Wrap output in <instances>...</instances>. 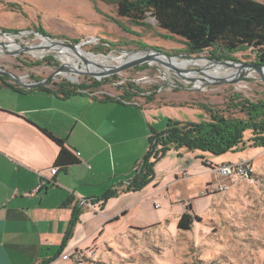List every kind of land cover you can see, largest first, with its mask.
I'll return each instance as SVG.
<instances>
[{
	"label": "rangeland",
	"instance_id": "obj_1",
	"mask_svg": "<svg viewBox=\"0 0 264 264\" xmlns=\"http://www.w3.org/2000/svg\"><path fill=\"white\" fill-rule=\"evenodd\" d=\"M256 1L264 4V0ZM39 29L56 40L82 44L83 51L98 58L116 59L101 60L110 62L111 66H118L117 58L123 52L144 49L161 50L175 59H202L208 65L214 63L212 60L258 64L251 50L227 56L212 48L191 55L183 39L159 28L153 18L141 25L120 18L111 0H0V31L25 34L13 36L20 45L15 50L43 45L42 37L36 34ZM3 39L0 43L8 45L7 38ZM88 41L91 42L88 44ZM43 51L42 56H33L30 52L13 56L1 50L0 68L30 82L56 73L66 61L62 56L76 61L80 66L78 70L83 69V63L76 57L53 50ZM186 67L188 70L199 68ZM229 74L221 71L217 78ZM253 75L242 77L236 84L204 86L202 82V87L198 88V81L178 76L153 62L104 77L110 82H106L101 91L120 96L128 84L142 92L172 84L174 89L151 97L156 101L148 100L150 106L146 113L151 118L152 130L161 133L169 122L197 125L208 122L209 114L199 105L225 117L245 119L230 106V98L239 95L253 102L264 99V83L257 72ZM80 77L77 84H90L94 79ZM198 77L199 81L204 78ZM62 81L69 82L65 76H58L52 80V85ZM201 156L205 157L207 166ZM237 162L251 164V180L217 176L219 166ZM153 172L154 181L141 195L146 198L143 203L129 207L120 200L128 213L103 235L112 243L82 250H93L96 254L87 259V264H264V149H246L220 157L170 151L156 162ZM219 187L225 190L220 191ZM188 205H191L190 211ZM185 213L195 218L188 231L178 229V221Z\"/></svg>",
	"mask_w": 264,
	"mask_h": 264
},
{
	"label": "crops",
	"instance_id": "obj_2",
	"mask_svg": "<svg viewBox=\"0 0 264 264\" xmlns=\"http://www.w3.org/2000/svg\"><path fill=\"white\" fill-rule=\"evenodd\" d=\"M104 93L63 97L0 80V264H74L60 256L112 243L103 235L128 213L120 200H146L143 189L97 202L133 179L153 132L146 111L154 98L123 104ZM42 130L78 163L52 175L59 148ZM74 207L81 214L66 240Z\"/></svg>",
	"mask_w": 264,
	"mask_h": 264
},
{
	"label": "trees",
	"instance_id": "obj_3",
	"mask_svg": "<svg viewBox=\"0 0 264 264\" xmlns=\"http://www.w3.org/2000/svg\"><path fill=\"white\" fill-rule=\"evenodd\" d=\"M111 1L115 2L120 18L128 19L139 25L148 18H153L159 28L171 36L183 39L191 55L201 54L212 48L227 56L251 50L256 55V63L264 66V4L261 2L256 0ZM37 32L50 36L40 29ZM0 80L8 81L7 78L1 76ZM39 81L42 80H35V82ZM106 82L110 80L93 79L90 84L80 85L67 81L52 85L51 81L41 89L68 97L83 92L91 93L100 89ZM123 89L118 101L133 102L140 98L141 91L136 86L128 84ZM230 106L241 112L245 119L225 117L216 110L199 105L209 114L208 122L200 125L169 122L165 131L161 133L153 131L149 150L144 155L133 179L123 189L109 191L97 202L105 204L109 199L120 194L142 191L154 181L153 169L156 162L170 151L199 152L202 155L220 157L246 149H264V99L253 102L236 95L230 98ZM42 132L59 148L54 169L58 171L60 168L66 169L78 163L61 140L47 131L42 130ZM200 159L207 166L205 157L201 156ZM187 207L190 211L191 205ZM80 214L81 210L74 207L66 240L72 235ZM194 219L189 213L183 214L178 221V229L191 230Z\"/></svg>",
	"mask_w": 264,
	"mask_h": 264
},
{
	"label": "water",
	"instance_id": "obj_4",
	"mask_svg": "<svg viewBox=\"0 0 264 264\" xmlns=\"http://www.w3.org/2000/svg\"><path fill=\"white\" fill-rule=\"evenodd\" d=\"M36 34L41 36L42 39L45 40L48 44L47 45L32 46V47L22 46V47H20V49L12 50L8 47V45L0 43V48L2 49V52L7 53V54H11L14 56L17 53H24V52L26 53V52H30V51H34V50H41V51L52 50L55 47L68 48L71 51L77 52V49L79 47L83 46L82 44H71L69 42L58 41L56 39H52L50 36H45L43 34H40L39 32H36ZM0 36L3 38H9V37H13V36H25V34L22 32L9 34V33L0 31ZM16 44L19 45L18 42H16ZM139 52H146L148 54L145 55L144 57L128 61V62L124 63L123 65L110 67V69L103 70L102 73H91V72H88L87 70L83 71L82 69L73 71L68 66L61 64V66L59 67V69L56 73H54L52 76L48 77L47 79H44V80L39 81V82H26L24 80V78L19 77L16 74H14L10 71H7L5 69H2V68H0V76L14 81L15 83H17L18 85H20L21 87H23L25 89L33 90V89H39L43 86H46V84L48 82H51L52 80H54L58 76H65L69 81H72V82H74L75 80L71 79L68 76H71L73 78H81L80 76H91L94 79H100L101 80L104 77L107 78L109 76L119 74V73L126 71L128 69L136 68V67L142 66L144 64H151L150 62H157V63H160L166 69L172 70L178 76H181L184 78H185L186 73L196 72L198 75L204 77L203 79H201V82H203L204 86H210V85H215V84H226V83L236 84L241 80L242 77L248 76L247 70H252V71L257 72L261 76V80L264 83V78L262 77V73L264 71V66L258 65V64H242V63H235L234 64V63H230V62H220V61L212 60L215 64L225 65L229 68H238L239 72L234 77H232L230 79L219 78V79H215L214 81H209L206 78L207 74L200 68H197L195 70L194 69L182 70V69H179L178 67H176L175 65H173L171 63H165L164 61H162L160 59L161 57H165L169 60H172L174 58L168 56L165 52H163L161 50L144 49V50L139 51ZM132 53H138V52H132ZM82 63H83V66L84 65L88 66L89 61L85 57H82ZM192 80H194V79H192Z\"/></svg>",
	"mask_w": 264,
	"mask_h": 264
},
{
	"label": "bare ground",
	"instance_id": "obj_5",
	"mask_svg": "<svg viewBox=\"0 0 264 264\" xmlns=\"http://www.w3.org/2000/svg\"><path fill=\"white\" fill-rule=\"evenodd\" d=\"M6 40L8 41V47L10 49L15 50L18 47V45L16 44L13 37H9ZM1 41H4V39L0 38V42ZM47 44L48 43L45 40H43V45H47ZM1 50L2 49L0 48V51ZM52 50L56 51L60 55L66 54V55L73 57V58L76 57V58H78L77 61H79V62H82V57H85L89 61V64H88V66L84 65L82 70L83 71L87 70L88 72H91V73H102L103 70L110 69V67H113L110 65V62L107 63V62L101 61V60H109V59L110 60H116V59H113L110 57L98 58L97 56H95L93 54H90V53L83 51L82 46L77 49V52H74L68 48H62V47H55ZM30 54L33 56H42V54H44V51L42 52L41 50L40 51L34 50L32 52L30 51ZM147 54L148 53H146V52H138V53L123 52L121 54V56H119V58H117L119 61L118 65H123L124 63H126L128 61L144 57ZM64 58H66V61L63 64L68 66L73 71L78 70V68H80V66H78V63L76 61L72 62V59L70 60L67 58V56H62V59H64ZM160 59L162 61H164L165 63H171V64L175 65L176 67H178L179 69H182V70H188L186 66H188V67L189 66H199V68L201 67L204 69L205 73L207 74L206 78L209 81H214L215 79H219L217 77H218V75H220L221 71H226V72L230 73L228 75V77H224L227 79L234 77L239 72L238 68H229L225 65H220V64H215V63L209 64V65H212L210 67L208 65V62L206 63V61L202 60V59L201 60H181L178 58L177 59L174 58L172 60H169L165 57H161ZM151 63H153V62H151ZM247 74L249 76H252L253 74H255V72L252 70H247ZM262 77L264 78V71L262 73ZM185 78H187V79L190 78L191 80L194 79V80L198 81L197 87L198 88L202 87V82L198 80L199 77H198V74L196 72L186 73ZM71 79L75 80V78H71ZM259 79L261 80L260 75H259Z\"/></svg>",
	"mask_w": 264,
	"mask_h": 264
},
{
	"label": "built area",
	"instance_id": "obj_6",
	"mask_svg": "<svg viewBox=\"0 0 264 264\" xmlns=\"http://www.w3.org/2000/svg\"><path fill=\"white\" fill-rule=\"evenodd\" d=\"M54 39V38H52ZM59 41V40H58ZM91 41H88L87 43L89 44ZM86 44V43H84ZM148 78V77H147ZM80 78H75V81L72 82V81H69L71 82L72 84H75V85H80V84H77L79 83L78 80ZM98 81H101L103 79H96ZM149 80V78H148ZM151 81V80H149ZM26 82H30V81H26ZM33 82V81H31ZM116 85V84H115ZM174 89V86L171 84V85H168L167 83L166 84H163L161 86H154V89H149L148 91H144L142 92L141 90V93L139 95L140 98H137L136 100H133V103H139L141 100L140 99H148V98H151L153 97L154 95L156 94H161L162 92L164 91H168V90H172ZM87 93V92H86ZM90 94V96L94 97V98H98V97H102V95L104 96L105 93L102 92V91H99V90H96V91H93L91 93H88ZM108 96V95H105V97ZM123 103L125 104H129V103H132V102H128L127 100L126 101H123ZM81 154L78 153L77 156H80ZM217 176L218 177H231V176H234V177H238V178H242V179H245V180H251L252 177H253V169L251 167V164L248 163V162H237V163H228V164H222L221 166H219L217 168ZM51 173L52 175H56L57 173V170L56 169H51ZM46 182H49V181H44V184ZM220 191H224L225 188H222V187H219ZM159 205H155V208H158ZM88 252H83V251H79V250H72V251H68V252H65L63 253L61 256H60V259L63 260V261H73L74 264H87L88 261L87 259H91L93 258L96 254L93 250H87Z\"/></svg>",
	"mask_w": 264,
	"mask_h": 264
}]
</instances>
